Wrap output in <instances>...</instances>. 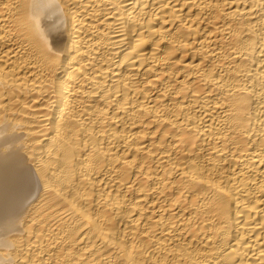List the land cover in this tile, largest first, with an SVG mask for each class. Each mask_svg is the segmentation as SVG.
<instances>
[{"label":"bare ground","instance_id":"bare-ground-1","mask_svg":"<svg viewBox=\"0 0 264 264\" xmlns=\"http://www.w3.org/2000/svg\"><path fill=\"white\" fill-rule=\"evenodd\" d=\"M0 264H264V0H0Z\"/></svg>","mask_w":264,"mask_h":264}]
</instances>
